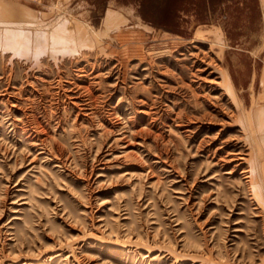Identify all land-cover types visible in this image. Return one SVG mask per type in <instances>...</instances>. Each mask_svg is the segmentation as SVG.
<instances>
[{
  "label": "rangeland",
  "instance_id": "374dc122",
  "mask_svg": "<svg viewBox=\"0 0 264 264\" xmlns=\"http://www.w3.org/2000/svg\"><path fill=\"white\" fill-rule=\"evenodd\" d=\"M15 2L57 28L0 50V264H264V0Z\"/></svg>",
  "mask_w": 264,
  "mask_h": 264
},
{
  "label": "crops",
  "instance_id": "0c3cea01",
  "mask_svg": "<svg viewBox=\"0 0 264 264\" xmlns=\"http://www.w3.org/2000/svg\"><path fill=\"white\" fill-rule=\"evenodd\" d=\"M110 6L111 7L108 9L106 17L103 21L102 30L99 32L103 39L104 37L113 36V32L120 29L122 25L124 26V24L128 23L130 17L132 16L130 12L126 13V11L121 8L113 7V5ZM26 24L30 25L29 27L33 26L36 29L41 27L40 20L30 8L20 4L19 2H15V0H0V26L5 27L7 30V32H5V36L1 37L0 35V50L5 51L6 48L15 53L17 49L20 48L19 54H22L24 48L26 46H31L30 43H32L37 48L39 53H41V46L46 42L45 46L48 47L50 51V48L54 43L52 35L55 34L54 30H56L57 25L53 28H48V39L44 42L40 40L42 29L37 30L35 33L33 31L30 35H27V31L25 30L28 27H26ZM107 30L108 33H106ZM11 33H14L16 38L11 36L9 37ZM94 34V32H90L88 28L84 26L78 27L73 35L74 47L80 49L81 47L89 46L95 42L92 38L99 37V35L95 34V36ZM45 50L47 52V48ZM229 85L238 99L233 85ZM251 95L253 96V100L259 101L260 103H256L252 106V110L249 111L247 115L243 116L250 132L255 134L254 146L255 149L259 151H257V153L260 154V166H263V168L260 169V174L262 173V176H258L259 183L256 187V195L259 200L261 199L264 203V61L260 71V93L256 97L252 93ZM260 149L263 150V152L260 153Z\"/></svg>",
  "mask_w": 264,
  "mask_h": 264
},
{
  "label": "bare ground",
  "instance_id": "6f19581e",
  "mask_svg": "<svg viewBox=\"0 0 264 264\" xmlns=\"http://www.w3.org/2000/svg\"><path fill=\"white\" fill-rule=\"evenodd\" d=\"M261 164H260V161H256V164H255V167H256V172H257V174L258 173H260L261 171H260V166ZM262 169V168H261ZM259 175H261L262 176V173L261 174H259Z\"/></svg>",
  "mask_w": 264,
  "mask_h": 264
}]
</instances>
